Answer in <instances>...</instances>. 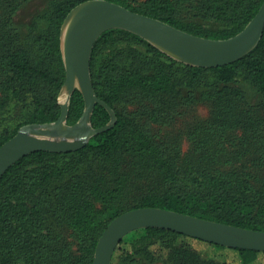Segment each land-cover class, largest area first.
Segmentation results:
<instances>
[{
	"label": "trees",
	"instance_id": "16d2710c",
	"mask_svg": "<svg viewBox=\"0 0 264 264\" xmlns=\"http://www.w3.org/2000/svg\"><path fill=\"white\" fill-rule=\"evenodd\" d=\"M31 1L0 0V146L24 125L57 120L65 80L60 26L72 8L88 0H44L43 23L24 27L17 15ZM107 1L218 40L240 32L263 2ZM90 76L116 123L77 151L35 152L4 173L0 264H92L107 225L137 208L264 231V31L240 60L197 68L134 34L108 30L93 46ZM198 106L207 107L206 117L195 113ZM83 108L75 90L67 123L74 124ZM108 121L106 109L95 105L92 126ZM195 243L210 246L211 255ZM259 255L264 252L148 227L127 234L111 264H261Z\"/></svg>",
	"mask_w": 264,
	"mask_h": 264
},
{
	"label": "water",
	"instance_id": "95a60500",
	"mask_svg": "<svg viewBox=\"0 0 264 264\" xmlns=\"http://www.w3.org/2000/svg\"><path fill=\"white\" fill-rule=\"evenodd\" d=\"M124 30L145 40L169 58L197 68H216L234 63L258 45L264 31V0L254 17L236 35L210 39L177 29L159 19L133 12L107 0H88L72 8L59 30V48L65 80L59 91L60 113L56 121L27 124L0 146V179L21 158L35 152L69 153L111 129L114 110L100 100L93 88L89 68L93 46L108 30ZM78 90L84 108L74 124L67 123L72 94ZM103 106L109 121L94 128L95 105ZM172 230L190 238L227 248L264 252V231L249 230L159 208H137L114 218L99 237L92 264H110L121 240L141 228Z\"/></svg>",
	"mask_w": 264,
	"mask_h": 264
},
{
	"label": "rangeland",
	"instance_id": "374dc122",
	"mask_svg": "<svg viewBox=\"0 0 264 264\" xmlns=\"http://www.w3.org/2000/svg\"><path fill=\"white\" fill-rule=\"evenodd\" d=\"M45 5H46V1H44V0H32L30 3H28L23 8L20 9V11L17 15L18 22L24 27H26L27 25L34 24V23H37V25L40 26L43 23V21L39 20L40 19L39 17L41 16L42 11H43V6H45ZM90 61H91V58H90ZM89 72H90V68H89ZM246 89H247L249 97L254 98L255 94H254L253 90L251 88H249V86L246 87ZM58 102H59V99H58ZM208 112L209 111H208L207 107L198 106L196 108L195 113L201 117H206L208 115ZM162 135H165V134H162ZM168 135L170 137H176L177 135H180V134H168ZM181 147H182L183 151L187 150L188 143L185 139H183ZM196 246L200 249L201 252L206 253L208 255H211L212 248L210 246H207L203 243H199V244L197 243ZM111 261H112V259H111ZM259 262L261 264H264V256L259 255Z\"/></svg>",
	"mask_w": 264,
	"mask_h": 264
}]
</instances>
